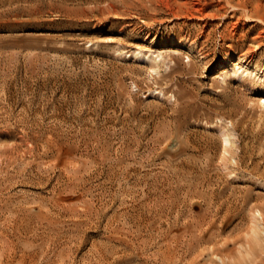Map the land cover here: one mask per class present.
I'll return each mask as SVG.
<instances>
[{"label":"rangeland","instance_id":"obj_1","mask_svg":"<svg viewBox=\"0 0 264 264\" xmlns=\"http://www.w3.org/2000/svg\"><path fill=\"white\" fill-rule=\"evenodd\" d=\"M193 1L0 0V264H264V0Z\"/></svg>","mask_w":264,"mask_h":264},{"label":"bare ground","instance_id":"obj_2","mask_svg":"<svg viewBox=\"0 0 264 264\" xmlns=\"http://www.w3.org/2000/svg\"><path fill=\"white\" fill-rule=\"evenodd\" d=\"M72 1V0H71ZM157 1V0H156ZM159 1V0H158ZM161 1H163V0H161ZM188 1V0H187ZM193 1V0H192ZM246 1H248V0H246ZM260 1V0H259ZM140 2V1H139ZM186 2V1H185ZM193 2H196V1H193ZM197 2H199V1H197ZM249 2V1H248ZM141 3V2H140ZM160 3V2H159ZM184 3V2H183ZM235 3H236V1H235ZM243 3H245V2H243ZM247 3V2H246ZM261 3V2H260ZM141 4H143V3H141ZM185 4V3H184ZM196 4V3H195ZM256 4H258L257 2H256ZM160 5V4H159ZM170 5V4H169ZM172 5V4H171ZM193 6H194V4H192ZM227 5V4H226ZM259 5V4H258ZM167 6V5H166ZM173 6V5H172ZM187 6H189V5H187ZM191 6V5H190ZM189 6V7H190ZM198 6V5H197ZM259 6H261V5H259ZM162 7H163V5H162ZM204 7V6H203ZM264 6H262V8H263ZM198 8V7H197ZM230 8H231V6H230ZM173 9V8H172ZM185 9V8H184ZM195 9H196V7H195ZM203 9V8H202ZM234 9V8H233ZM236 9V8H235ZM238 9H240V8H238ZM167 10V9H166ZM169 10V9H168ZM187 10V9H186ZM191 10V9H190ZM189 10V11H190ZM198 10H199V8H198ZM204 10V9H203ZM245 11H246V9H244ZM182 11H184V10H182ZM201 11V10H200ZM199 11V12H200ZM244 11V12H245ZM247 11H248V9H247ZM263 11V10H262ZM202 12V11H201ZM200 12V13H201ZM214 12V11H213ZM163 13H165V12H163ZM187 13V12H186ZM215 13V12H214ZM207 13H205V15H206ZM209 14V13H208ZM207 14V15H208ZM245 14V13H244ZM172 15V14H171ZM175 15V14H174ZM190 15V14H189ZM206 15V16H207ZM211 15H212V12H211ZM218 15H219V13H218ZM213 16V15H212ZM186 17H187V15H186ZM210 17V16H209ZM211 19V18H210ZM249 19V18H248ZM247 19V20H248ZM252 20V19H251ZM250 20V21H251ZM258 20V19H257ZM221 32V31H220ZM142 56H144V54H141V57ZM145 56H146V54H145ZM147 57H149V56H147ZM231 73L232 74H236V71L235 70H232L231 71ZM261 103H262V105H264V95H263V98H262V100H261ZM227 116V115H226ZM230 134H231V132L228 130V129H224V130H222V135H223V139H224V141H225V146H227V141H228V139L230 138ZM262 142V141H261ZM228 148V147H227ZM226 148V149H227ZM241 148V147H240ZM224 149V148H223ZM228 149H230V148H228ZM227 149V150H228ZM227 150H226V152H227ZM225 151V150H224ZM230 151V150H229ZM232 152V151H231ZM228 153H230V152H228ZM232 156V155H231ZM239 156V155H238ZM251 157V156H250ZM238 160V159H237ZM256 172V171H255ZM234 198V197H233ZM213 199V198H212ZM232 202H234V201H232ZM240 208V207H239ZM223 209V208H222ZM254 210H256V213L254 214L253 213V218H251V219H253V225L250 227V232H248V237H247V235H246V237H247V239L245 240V244L243 245L242 244V247L241 248H237V247H235V248H237L238 250V252L239 253H241V254H245V255H247V256H249V255H251L252 253H253V251H254V249H258L261 253H263L264 252V250L262 249L264 246H263V238L261 237V235H260V232H261V230H262V227H259V223H260V219H258V218H262V219H264L263 218V215H262V212H261V210L259 209V208H257V209H254ZM230 211V210H229ZM213 213V212H212ZM205 214V213H204ZM250 214H251V212H250ZM207 215V214H206ZM224 215V214H223ZM208 217V216H207ZM210 217V216H209ZM251 217V216H250ZM234 220V219H233ZM209 221V220H208ZM251 222V221H250ZM207 225V224H206ZM248 225V224H247ZM263 227H264V224L262 225ZM206 228V227H205ZM203 229V228H202ZM199 230V229H198ZM204 230V229H203ZM244 234V233H243ZM262 234H263V232H262ZM198 235V234H197ZM208 235V234H207ZM206 235V236H207ZM215 236V235H214ZM211 237V236H210ZM209 237V238H210ZM203 238V237H202ZM245 238V237H244ZM194 239V238H193ZM206 239V238H205ZM44 240V239H43ZM47 241V240H46ZM46 241H44V242H46ZM208 241V240H207ZM43 242V243H44ZM225 242V241H224ZM223 244V243H222ZM237 244V243H236ZM193 246V245H192ZM237 246H238V244H237ZM212 247H213V245H212ZM219 247V246H218ZM211 248V247H210ZM221 248V247H220ZM237 251H236V253H237ZM61 252V251H60ZM186 252V251H185ZM216 252V251H215ZM219 254H221L220 256H219V258L221 259V261L225 264V262L226 261H224V258H223V254L222 253H220V252H218ZM217 252H216V254H218ZM229 253V252H228ZM61 254H62V252H61ZM179 255V254H178ZM186 255H187V253H186ZM213 255V254H212ZM234 255H236V254H234ZM226 256V258H228V256L227 255H225ZM233 256V255H232ZM238 256V255H237ZM264 257V256H263ZM178 258V257H177ZM241 258H243V257H241ZM260 258V257H259ZM173 260V259H172ZM175 261V260H174ZM63 262V261H62ZM234 264V263H233ZM237 264V263H236Z\"/></svg>","mask_w":264,"mask_h":264}]
</instances>
